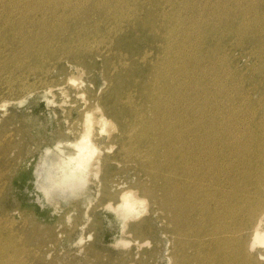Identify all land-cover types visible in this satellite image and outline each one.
I'll return each instance as SVG.
<instances>
[{"label":"rangeland","instance_id":"374dc122","mask_svg":"<svg viewBox=\"0 0 264 264\" xmlns=\"http://www.w3.org/2000/svg\"><path fill=\"white\" fill-rule=\"evenodd\" d=\"M25 1L0 0V9L4 10L0 11V23H3L0 24V256L7 257L0 258V264H230L231 259L235 260V264H264L263 257L260 261L252 258L250 262L241 254L242 258L239 254L232 258L234 253L230 254L231 245L234 247L240 237L246 244L251 237L255 223L248 215L251 207L258 205L256 220L260 218L264 228V0H252L255 3L251 0ZM12 5L13 9L9 10ZM116 11L120 20L115 17ZM49 26H52L51 29ZM175 28H178L177 31ZM42 29L45 35L46 29H53L57 35L54 39L46 37L38 41L36 34ZM218 34L221 36L218 37ZM34 48L39 50L38 53ZM77 67L81 69L80 72ZM163 70H167L166 73ZM169 72H172L171 75ZM71 78L76 80L75 83L71 82ZM175 92H178L177 95ZM80 94L83 98L78 97ZM166 105L169 106L166 108ZM157 107H162L159 112L156 111ZM93 112L105 114L113 123L112 128L108 122L102 135L101 129H97L100 136L97 141L94 139L98 146L95 158L103 156L106 159V177L102 170L97 176L88 172L84 182L66 181L64 174L68 167L64 165V160L71 150L74 151L71 142L76 141L86 113ZM138 114L144 117L148 125L146 141H155L151 144L157 145L156 148L142 142L143 131L137 133V138H141V143L137 145H131L129 132L125 133L123 138L129 141L123 143L125 148L121 147L122 136L115 129H129L136 123L134 117ZM166 114V120L175 123V133L188 138H183L176 145L180 153L186 152L182 159L168 150L169 143L163 139L166 134L150 133L159 117L162 120ZM111 129H114L112 133L109 132ZM166 137L170 139L169 134ZM138 148L146 153L151 151L149 154L154 155V164L148 165L150 171L142 168L141 161L134 160ZM165 158H170V162ZM173 165H176L179 175L176 184L168 181L166 175ZM156 169L161 172L157 179L149 174ZM185 169H190V173L182 181L181 173ZM176 185L183 189L180 194L182 198L174 193ZM122 191H131L144 201L143 217L129 221V226L125 225L123 210L117 207ZM216 233L221 239L216 237ZM214 237L217 243L213 241ZM15 239L17 242H14ZM222 243L226 244L222 249L224 252L219 251ZM5 247L10 249L12 256ZM263 251L264 247L257 246L249 254L258 255Z\"/></svg>","mask_w":264,"mask_h":264},{"label":"bare ground","instance_id":"6f19581e","mask_svg":"<svg viewBox=\"0 0 264 264\" xmlns=\"http://www.w3.org/2000/svg\"><path fill=\"white\" fill-rule=\"evenodd\" d=\"M10 1V0H9ZM18 2H19V0H17ZM27 1V3H28V0H26ZM25 1V2H26ZM42 1H44V0H42ZM52 1V0H51ZM56 1V0H55ZM77 2H79L78 0H76ZM82 1V0H81ZM84 1V0H83ZM82 1V2H83ZM89 1V0H88ZM106 1H108V0H106ZM111 1V0H110ZM122 1V0H121ZM133 1H136V0H133ZM138 1V0H137ZM168 1V0H167ZM166 1V2H167ZM170 1V0H169ZM173 1V0H172ZM177 1V0H176ZM188 1V0H187ZM208 1V0H207ZM15 2V1H14ZM21 2H22V0H21ZM68 2H70L69 0H68ZM109 2V1H108ZM113 2V1H112ZM114 2H115V0H114ZM144 2V1H143ZM171 2V1H170ZM180 2V1H179ZM239 2H240V0H239ZM238 2V3H239ZM242 2V1H241ZM248 2V1H247ZM251 2H252V0H251ZM251 2H250V4H251ZM258 2V1H257ZM256 2V3H257ZM262 2V1H261ZM2 3V2H1ZM7 3V2H6ZM10 3V2H9ZM8 3V4H9ZM23 3H24V1H23ZM31 3H32V1H31ZM62 3V2H61ZM86 3H88V2H86ZM102 3V2H101ZM110 3V2H109ZM108 3V4H109ZM117 4L119 3V2H116ZM115 3V4H116ZM126 3V2H125ZM164 3V2H163ZM206 3V2H205ZM252 3H255V2H252ZM18 4V3H17ZM21 4V3H20ZM26 4V3H25ZM24 4V5H25ZM40 4V3H39ZM38 4V5H39ZM63 4V3H62ZM130 4V3H129ZM146 4V3H145ZM157 4V3H156ZM166 4V3H165ZM170 4V3H169ZM183 4V3H182ZM262 4H264V3H262ZM262 4H259V6H262ZM14 5V4H13ZM13 5H12V8H9V10L10 9H13ZM23 5V4H22ZM23 5V6H24ZM37 5V4H36ZM40 5H42V4H40ZM50 5H52V4H50ZM77 5V4H76ZM112 5V4H111ZM114 5V4H113ZM123 5V4H122ZM122 5H121V7H122ZM160 5H161V3H160ZM160 5H158V6H160ZM181 5V4H180ZM179 5V6H180ZM188 5V4H187ZM206 5H208V4H206ZM205 5V6H206ZM241 5V4H240ZM240 5H239V7H240ZM256 5V4H255ZM3 6H5V5H3ZM15 6V5H14ZM63 6V5H62ZM85 6V5H84ZM97 6V5H96ZM96 6H94V9H97V8H95ZM102 6V5H101ZM100 6V7H101ZM127 6H129V5H127ZM135 6V5H134ZM153 6V5H152ZM166 6V5H165ZM191 6V5H190ZM204 6V7H205ZM245 6V5H244ZM251 6V5H250ZM258 6V5H257ZM29 7V6H28ZM31 7V6H30ZM45 7V6H44ZM73 7V6H72ZM77 7V6H76ZM87 7V6H86ZM161 7V6H160ZM177 7V6H176ZM175 7V8H176ZM5 8V7H4ZM8 8V7H7ZM16 8V7H15ZM18 8H20V7H18ZM25 8H27V7H25ZM34 8V7H33ZM112 8V7H111ZM132 8V7H131ZM134 8V7H133ZM132 8V9H133ZM157 8V7H156ZM165 8V7H164ZM236 8V7H235ZM235 8H234V10H235ZM245 8V7H244ZM32 9V8H31ZM37 9V8H36ZM84 9V8H83ZM120 9V8H119ZM124 9V8H123ZM138 9V8H137ZM143 9V8H142ZM166 9V8H165ZM181 9V8H180ZM201 9L203 10V8L201 7ZM206 9V8H205ZM253 9H254V7H253ZM2 9H0V11H1ZM16 10V9H15ZM18 10V9H17ZM16 10V11H17ZM20 10H22V8L20 9ZM44 10V9H43ZM48 10V9H47ZM76 10V9H75ZM111 10V9H110ZM121 10H122V8H121ZM131 10V9H130ZM164 10V9H163ZM186 10V9H185ZM199 10V9H198ZM240 10V9H239ZM249 10V9H248ZM2 11H4V10H2ZM5 11H7V9L5 10ZM15 11V12H16ZM23 12H24V9L22 10ZM34 11H36V10H34ZM42 11V10H41ZM46 11V10H45ZM51 11V10H50ZM54 11V10H53ZM79 11V10H78ZM80 11H82V9L80 10ZM136 11V10H135ZM142 11H144V10H142ZM141 11V12H142ZM175 11V10H174ZM177 11V10H176ZM182 11V10H181ZM196 11V10H195ZM251 11V10H250ZM11 12H12V10H11ZM26 12L27 13H29L27 10H26ZM48 12V11H47ZM62 12V11H61ZM64 12V11H63ZM74 12H76V11H74ZM90 12V11H89ZM91 12H94L93 10L91 11ZM111 12V11H110ZM113 12V11H112ZM123 12H124V10H123ZM151 12V11H150ZM236 12H237V10H236ZM239 12V11H238ZM240 12H241V10H240ZM243 12V11H242ZM12 13H14V12H12ZM38 13H40V11L38 12ZM77 13V12H76ZM128 13H130V12H128ZM127 13V14H128ZM137 13V12H136ZM159 13V12H158ZM157 13V14H158ZM162 13V12H161ZM172 13V12H171ZM182 13H184V11H182ZM185 13H187V12H185ZM202 14H204L205 12H201ZM231 13V12H230ZM233 13H235V12H233ZM17 14V13H16ZM20 14H21V12H20ZM36 14V13H35ZM54 14V13H53ZM56 14H58V13H56ZM61 14V13H60ZM95 14H96V12H95ZM115 14V17H116V19H118V20H120L119 19V16H118V14H119V12L118 11H116V13H114ZM113 14V15H114ZM123 14V13H122ZM156 14V13H155ZM165 14V13H164ZM173 14V13H172ZM177 14V13H176ZM181 14V13H180ZM189 14V13H188ZM187 14V15H188ZM235 14H237V13H235ZM234 14V15H235ZM2 15H4V13L2 14ZM10 15V14H9ZM19 15V14H18ZM25 15V14H24ZM44 15V14H43ZM43 15H41V16H43ZM50 14H48V16H49ZM82 15V14H81ZM80 15V16H81ZM85 15V14H84ZM86 15H89L88 13H86ZM160 15V14H159ZM162 15H163V13H162ZM166 15V14H165ZM221 15V14H220ZM232 16H233V14H231ZM252 15V14H251ZM254 15V14H253ZM252 15V16H253ZM6 16V15H5ZM13 16V15H12ZM11 16V17H12ZM16 16V15H15ZM40 16V17H41ZM54 16V15H53ZM53 16H51V17H53ZM59 16V15H58ZM61 16V15H60ZM109 16V15H108ZM125 16V15H124ZM141 16V15H140ZM175 16V15H174ZM4 17V16H3ZM8 17V16H7ZM22 17H24V16H22ZM27 17V16H26ZM39 17V18H40ZM45 17H46V15H45ZM55 17V16H54ZM78 17V16H77ZM103 17V16H102ZM110 17V16H109ZM114 17V16H113ZM135 17V16H134ZM138 17V16H137ZM159 17V16H158ZM157 17V18H158ZM161 17V16H160ZM167 17V16H166ZM200 17H201V14H200ZM221 17V16H220ZM227 17V16H226ZM225 17V18H226ZM250 17V16H249ZM9 18V17H8ZM15 18V17H14ZM33 18H35V17H33ZM39 18H37V19H39ZM56 18V17H55ZM121 18V17H120ZM127 18V17H126ZM125 18V19H126ZM162 18V17H161ZM183 18V17H182ZM181 18V19H182ZM246 18V17H245ZM18 19V18H17ZM29 19V18H28ZM30 19H32V18H30ZM49 19V18H48ZM103 19V18H102ZM141 19V18H140ZM165 19V18H164ZM176 19H178V18H176ZM224 19V18H223ZM234 19V18H233ZM2 20V19H1ZM0 20V21H1ZM7 20V19H6ZM5 20V21H6ZM10 20V19H9ZM52 20V19H51ZM50 20V21H51ZM68 20V19H67ZM97 20V19H96ZM108 20V19H107ZM123 20V19H122ZM173 20V19H172ZM236 20V19H235ZM4 20H3V22H5ZM11 21V20H10ZM9 21V22H10ZM18 21V20H17ZM128 21V20H127ZM132 21V20H131ZM167 21V20H166ZM175 21V20H174ZM227 21H228V19H227ZM34 22H35V20H34ZM36 22H37V20H36ZM40 22V21H39ZM52 22V21H51ZM60 22V21H59ZM72 22V21H71ZM98 22H100V20H98ZM97 22V23H98ZM165 22V21H164ZM164 22H162V24L164 23ZM176 22V21H175ZM183 22V21H182ZM203 22V21H202ZM220 22V21H219ZM29 23H31V22H29ZM54 23H55V21H54ZM66 23V22H65ZM96 23V22H95ZM121 23V22H120ZM130 23V22H129ZM134 23V22H133ZM174 23V22H173ZM192 23V22H191ZM194 23V22H193ZM198 23V22H197ZM200 23V22H199ZM232 23H233V21H232ZM235 23V22H234ZM240 23V22H239ZM238 23V24H239ZM242 23V22H241ZM247 23V22H246ZM245 23V24H246ZM253 23V22H252ZM0 24H2L3 25V23H0ZM7 24H8V22H7ZM6 24V25H7ZM45 24V23H44ZM74 24V23H73ZM114 24V23H113ZM123 24H125V23H123ZM122 24V25H123ZM176 24V23H175ZM174 24V25H175ZM178 25H180L179 23H177ZM194 24H196V21H195V23ZM206 24V23H205ZM230 24V23H229ZM12 25H13V23H12ZM21 25H23V24H21ZM66 25V24H65ZM109 25V24H108ZM116 25H118L117 23H116ZM115 25V26H116ZM167 25V24H166ZM198 25V24H197ZM196 25V26H197ZM200 26L202 25V23L201 24H199ZM219 25V24H218ZM217 25V26H218ZM227 25V24H226ZM233 25V24H232ZM232 25H230V26H232ZM8 26V25H7ZM30 26V25H29ZM28 26V27H29ZM112 26V25H111ZM177 26V25H176ZM182 26H183V24H182ZM193 25H191V27H192ZM207 26V25H206ZM221 26V25H220ZM253 26V25H252ZM28 27H27V29H28ZM46 27V26H45ZM51 27L52 26H49V28L51 29ZM56 27V26H55ZM67 27V26H66ZM107 27V26H106ZM128 27V26H127ZM159 27V26H158ZM169 27H170V25H169ZM185 27V26H184ZM190 27V28H191ZM211 27H213V26H211ZM3 28H5V27H3ZM10 28V27H9ZM63 28V27H62ZM61 28V29H62ZM78 28V27H77ZM112 28H114V26L112 27ZM118 28V27H117ZM194 28V27H193ZM196 28V27H195ZM201 28V27H200ZM199 28V29H200ZM239 28V27H238ZM237 28V29H238ZM241 28H243V27H241ZM246 28V27H245ZM250 28V27H249ZM248 28V29H249ZM1 29V28H0ZM7 29V28H6ZM20 29V28H19ZM43 29H45V28H43ZM43 29H42V32L41 31H39L37 34H36V39L38 40V41H41V39H47V38H52V39H54L56 36L55 35H57V32L56 31H54L53 29V31L52 30H49V29H46L45 31L47 32V35H45L44 34V32H43ZM110 29V28H109ZM157 29V28H156ZM159 29H160V27H159ZM176 29V28H175ZM178 29V28H177ZM177 29H176V31H177ZM236 29V30H237ZM23 30V29H22ZM29 30V29H28ZM57 30V29H56ZM66 30V29H65ZM65 30H63L64 32H65ZM108 30V29H107ZM117 30V29H116ZM169 30H170V28H169ZM218 30V29H217ZM227 30V29H226ZM259 30V29H258ZM257 30V31H258ZM6 31V30H5ZM30 31V30H29ZM38 31V30H37ZM110 31V33H111V30H109ZM114 32H115V29L113 30ZM160 31V30H159ZM158 31V32H159ZM165 31H166V29H165ZM174 31V30H173ZM176 31H174V32H176ZM184 31V30H183ZM212 31V30H211ZM225 31V30H224ZM23 32V31H22ZM36 32V31H35ZM105 32V31H104ZM120 32H121V30H120ZM234 32V31H233ZM242 32V31H241ZM248 32V31H247ZM247 32H245V34L247 33ZM254 32V31H253ZM19 33V32H18ZM17 33V34H18ZM24 33V32H23ZM22 33V34H23ZM26 33V32H25ZM139 33V32H138ZM168 33V32H167ZM189 33V32H188ZM206 33V32H205ZM219 33V32H218ZM236 33V32H235ZM259 32H257V33H255V34H258ZM6 34H7V32H6ZM98 34H100V32L98 33ZM165 34V33H164ZM163 34V35H164ZM182 34V33H181ZM186 34V33H185ZM190 34V33H189ZM194 34V33H193ZM241 34V33H240ZM5 35V32L3 33V36ZM19 35V34H18ZM17 35V36H18ZM31 35V34H30ZM72 35V34H71ZM111 35H112V33H111ZM171 35V34H170ZM169 35V36H170ZM174 35V34H173ZM209 35V34H208ZM254 35V34H253ZM3 36H2V39H3ZM16 36V35H15ZM14 36V37H15ZM26 36V35H25ZM33 36V35H32ZM48 36H50V37H48ZM54 36V37H53ZM67 36V35H66ZM73 36V35H72ZM109 36H110V34H109ZM169 36H167V37H169ZM172 36V35H171ZM182 36V35H181ZM186 36V35H185ZM193 36V35H192ZM220 36H221V34H220ZM219 36V34H218V37H220ZM236 36H237V34H236ZM251 36V35H250ZM264 36V35H263ZM1 37V36H0ZM5 37V36H4ZM21 37V36H20ZM47 37V38H46ZM86 37V36H85ZM94 37V36H93ZM177 37H180V35H178ZM177 37L175 38V39H177ZM217 37V38H218ZM248 37V36H247ZM23 38V37H22ZM21 38V39H22ZM34 38V37H33ZM79 38V37H78ZM104 38V37H103ZM20 39V40H21ZM30 39V38H29ZM74 39V38H73ZM83 39V38H82ZM93 39V38H92ZM100 39H102V38H100ZM174 38H173V40H175ZM180 39H181V37H180ZM182 39H183V37H182ZM191 39V38H190ZM220 39V38H219ZM245 39V38H244ZM251 39V38H250ZM262 39V38H261ZM31 40V39H30ZM57 40V39H56ZM60 40V39H59ZM75 40V39H74ZM81 40V39H80ZM84 40H87V39H84ZM91 40V39H90ZM97 40V39H96ZM110 40H111V38H110ZM172 40V39H171ZM1 41V40H0ZM23 41V40H22ZM29 41V40H28ZM33 41V40H32ZM32 41H30V42H32ZM88 41V40H87ZM103 42H104V39L102 40ZM101 41V42H102ZM168 41V40H167ZM221 41V40H220ZM245 41V40H244ZM251 41V40H250ZM257 41V40H256ZM264 41V40H263ZM10 42V41H9ZM11 42H12V40H11ZM54 42V41H53ZM80 42V41H79ZM78 42V43H79ZM113 42H114V40H113ZM170 42V41H169ZM175 42V41H174ZM189 42V41H188ZM188 42H186V43H188ZM202 42V41H201ZM5 43V42H4ZM47 43V42H46ZM66 43V42H65ZM73 43V42H72ZM89 43V42H88ZM158 43V42H157ZM178 43V42H177ZM184 43V42H183ZM182 43V44H183ZM198 43H199V41H198ZM260 43V42H259ZM22 44V43H21ZM42 44V43H41ZM62 44V43H61ZM75 44L76 45H79V44H77L76 42H75ZM204 44V43H203ZM255 44V43H254ZM17 45V44H16ZM15 45V46H16ZM64 45V44H63ZM85 45V44H84ZM93 45V44H92ZM98 45H100V44H98ZM106 45V44H105ZM110 45V44H109ZM154 45V44H153ZM170 45H172L171 43H170ZM170 45H168V47H170ZM188 45V44H187ZM186 45V46H187ZM198 45V44H197ZM200 45V44H199ZM246 45V44H245ZM259 45V44H258ZM24 46V45H23ZM47 46V45H46ZM56 46V45H55ZM87 46V45H86ZM103 46V45H102ZM242 46H243V44H242ZM249 46V45H248ZM22 47V46H21ZM27 47H29L28 45H27ZM59 47H61V46H59ZM77 47H79V46H77ZM82 47V46H81ZM92 47V46H91ZM95 47V46H94ZM93 47V48H94ZM97 47H99V46H97ZM167 47V46H166ZM168 47H167V49H168ZM178 47V46H177ZM185 47V46H184ZM203 47V46H202ZM255 47V46H254ZM253 47V48H254ZM20 48V47H19ZM37 48V47H36ZM64 48V47H63ZM85 48H87V47H85ZM84 48V49H85ZM100 48V47H99ZM98 48V49H99ZM173 48V47H172ZM171 48V50L173 51V49ZM4 49V48H3ZM21 49V48H20ZM35 49V48H34ZM54 49H55V47H54ZM81 49V48H80ZM90 49V48H89ZM106 49V48H105ZM166 49V48H165ZM165 49H163L164 51H165ZM1 50V49H0ZM36 50V49H35ZM38 50V49H37ZM36 50V51H37ZM46 50V49H45ZM50 50V49H49ZM68 50V49H67ZM70 50V49H69ZM72 50V49H71ZM70 50V51H71ZM75 50V49H74ZM94 50V49H93ZM111 50V49H110ZM109 50V51H110ZM117 50V49H116ZM171 50H169V51H171ZM185 50V49H184ZM206 50V49H205ZM250 50H251V48H250ZM22 51V50H21ZM39 51V50H38ZM38 51H37V53H38ZM41 51H42V49H41ZM64 51V50H63ZM69 51V52H70ZM86 51V50H85ZM97 51V50H96ZM121 51V50H120ZM187 51V50H186ZM25 52V51H24ZM62 52V51H61ZM64 52H66V51H64ZM114 52V51H113ZM184 52V51H183ZM213 52V51H212ZM217 52V51H216ZM248 52V51H247ZM255 52H257V51H255ZM123 53V52H122ZM121 52H120V54H122ZM168 53H170V52H168ZM187 53H188V51H187ZM219 53V52H218ZM252 53V52H251ZM262 53V52H261ZM25 54V53H24ZM23 54V55H24ZM100 54H101V52H100ZM99 54V55H100ZM165 55H166V53H164ZM181 54V53H180ZM189 54V53H188ZM207 54H209V53H207ZM207 54H205V55H207ZM263 54V53H262ZM34 55V54H33ZM32 55V56H33ZM67 55V54H66ZM69 55V54H68ZM164 55V56H165ZM185 55H186V53H185ZM26 56V55H25ZM31 56V57H32ZM61 56V55H60ZM65 56V55H64ZM169 56V55H168ZM211 56V55H210ZM28 57H29V55H28ZM40 57H42V56H40ZM44 57V56H43ZM50 57V56H49ZM100 57V56H99ZM121 57H123V55L121 56ZM157 57V56H156ZM160 57V56H159ZM167 57V56H166ZM166 57H164L165 59H166ZM170 57V56H169ZM172 57V56H171ZM180 57V56H179ZM218 57V56H217ZM216 57V58H217ZM260 57V56H259ZM119 58V57H118ZM22 59V58H21ZM31 59V58H30ZM43 59V58H42ZM79 59V58H78ZM77 59V60H78ZM82 59V58H81ZM178 59V58H177ZM176 59V60H177ZM202 59V58H201ZM205 59V58H204ZM203 59V60H204ZM207 59V58H206ZM209 59V58H208ZM27 60V59H26ZM125 60V59H124ZM158 60V59H157ZM156 60V61H157ZM173 60V59H172ZM175 60V59H174ZM199 60V59H198ZM214 61H215V58L213 59ZM1 61V60H0ZM19 61V60H18ZM41 61V60H40ZM39 61V62H40ZM113 61V60H112ZM121 61V60H120ZM119 61V62H120ZM155 61V62H156ZM162 61V60H161ZM165 61V60H164ZM200 61V60H199ZM198 61V62H199ZM221 61V60H220ZM19 62H21V61H19ZM24 62V61H23ZM163 62V61H162ZM165 62H167V60L165 61ZM169 62V61H168ZM171 62V61H170ZM177 62V61H176ZM181 62V61H180ZM179 62V63H180ZM204 62V61H203ZM261 62V61H260ZM18 63V62H17ZM16 63V64H17ZM124 63V62H123ZM127 63V62H126ZM146 63V62H145ZM160 62H158V65H160L159 64ZM172 63V62H171ZM178 63V62H177ZM216 63V62H215ZM77 64V63H76ZM119 64V63H118ZM157 64V63H156ZM221 64V63H220ZM219 64V65H220ZM257 64V63H256ZM1 65V64H0ZM15 65V64H14ZM42 65V64H41ZM122 65V64H121ZM124 65V64H123ZM127 65V64H126ZM163 65H165V64H163ZM32 66V65H31ZM72 66H74V65H72ZM117 66V65H116ZM129 66V65H128ZM161 66V65H160ZM166 66V65H165ZM168 66V65H167ZM171 66V65H170ZM207 66V65H206ZM216 66V65H215ZM40 67H42V66H40ZM70 67H71V65H70ZM174 67V66H173ZM176 67V66H175ZM158 68H160V67H158ZM166 68V67H165ZM212 68V67H211ZM258 68V67H257ZM42 69V68H41ZM45 69V68H44ZM118 69H119V66H118ZM157 69V68H156ZM181 69H183V68H181ZM205 69V68H204ZM208 69V68H207ZM259 69H261V68H259ZM71 70V69H70ZM80 68H78L77 67V71H79L80 72ZM158 70V69H157ZM169 70V69H168ZM176 70H177V68H176ZM209 70V69H208ZM75 71V70H74ZM164 71V70H163ZM165 71H167V70H165ZM164 71V72H165ZM179 71V70H178ZM262 71V70H261ZM260 71V72H261ZM158 72V71H157ZM156 72V73H157ZM162 72V71H161ZM160 72V73H161ZM173 72V71H172ZM171 72V73H172ZM186 72V71H185ZM208 72H210V71H208ZM263 72V71H262ZM43 73V72H42ZM166 73V72H165ZM171 73L169 72V74L171 75ZM174 73V72H173ZM212 73V72H211ZM233 73V72H232ZM111 74V73H110ZM109 74V75H110ZM164 74V73H163ZM175 74V73H174ZM178 74V73H177ZM201 75L203 74V73H200ZM165 75V74H164ZM221 75V74H220ZM264 75V74H263ZM161 76V75H160ZM167 76V75H166ZM172 76H174V75H172ZM178 76V75H177ZM187 76V75H186ZM194 76V75H193ZM203 76V75H202ZM201 76V77H202ZM215 76V75H214ZM218 76V75H217ZM151 77V76H150ZM155 77H157V75L155 76ZM165 77V76H164ZM192 77V76H191ZM158 78V77H157ZM162 78H163V76H162ZM180 78V77H179ZM178 78V79H179ZM199 78V77H198ZM218 78V77H217ZM154 79V78H153ZM165 79V78H164ZM169 79H171V78H169ZM175 79H176V77H175ZM181 79H184V78H181ZM180 79V80H181ZM212 79V78H211ZM161 80V79H160ZM185 80V79H184ZM75 81L76 80H74V79H72L71 78V82H73V83H75ZM113 81V80H112ZM111 81V82H112ZM155 81V80H154ZM264 81V80H263ZM110 82V83H111ZM137 82V81H136ZM153 82V81H152ZM158 82H160V81H158ZM158 82H156V83H158ZM180 82V81H179ZM20 83V82H19ZM154 83V82H153ZM152 83V84H153ZM167 83V82H166ZM161 84V83H160ZM165 84V83H164ZM13 85V84H12ZM159 85V84H158ZM162 85V84H161ZM210 85V84H209ZM8 86H10L9 84H8ZM20 86V85H19ZM152 86V85H151ZM160 86V85H159ZM164 86V85H163ZM169 86V85H168ZM201 86H202V84H201ZM12 88V87H11ZM10 88V89H11ZM20 88V87H19ZM134 88V87H133ZM137 88V87H136ZM153 88H154V85H153ZM157 88V87H156ZM163 88V87H162ZM161 88V89H162ZM169 88V87H168ZM135 89V88H134ZM158 89V88H157ZM167 89V88H166ZM175 89V88H174ZM9 90V89H8ZM7 90V91H8ZM125 90V89H124ZM146 91V90H145ZM148 91V90H147ZM153 91V90H152ZM159 91V90H158ZM167 91V90H166ZM169 91V90H168ZM176 91V90H175ZM198 91V90H197ZM131 92V91H130ZM130 92H129V94H130ZM162 92H164L163 90H162ZM152 93H154V92H152ZM151 93V94H152ZM168 93V92H167ZM176 93V92H175ZM174 93V94H175ZM178 93V92H177ZM177 93L175 94V95H177ZM179 93H182V92H179ZM149 94H150V92H149ZM161 94V93H160ZM172 94H173V92H172ZM131 95H132V93H131ZM156 95V94H155ZM159 95V94H158ZM164 95V94H163ZM169 95H170V93H169ZM174 95V96H175ZM179 95V94H178ZM144 96V95H143ZM78 97L79 98H83V96H82V94H80V95H78ZM152 97H154V96H152ZM162 97V96H161ZM170 97V96H169ZM179 97H180V95H179ZM182 97V96H181ZM200 97V96H199ZM131 98V97H130ZM140 98V97H139ZM138 98V99H139ZM151 98V97H150ZM163 98V97H162ZM264 98V97H263ZM127 99V98H126ZM135 99V98H134ZM165 99H167V98H165ZM174 99V98H173ZM177 99V98H176ZM132 100V99H131ZM144 100V99H143ZM153 100V99H152ZM157 100H159V99H157ZM139 101H141V100H139ZM160 101V100H159ZM167 101V100H166ZM85 103H86V101H84ZM163 102V101H162ZM161 102V103H162ZM151 103V102H150ZM158 103H160V102H158ZM173 102H171L170 104H172ZM87 104V103H86ZM142 104H144V103H142ZM141 104V105H142ZM156 104V103H155ZM155 104H153V105H155ZM167 104H168V102H167ZM180 104V103H179ZM131 105H132V103H131ZM162 105V104H161ZM165 105V104H164ZM4 107L6 106V105H3ZM169 105H166V108L168 107ZM179 106V105H178ZM156 107V106H155ZM175 107V106H174ZM181 107V106H180ZM154 108V107H153ZM158 109L156 110L157 112H159L160 110H159V108H162V107H157ZM165 108V107H164ZM172 108V107H171ZM155 109V108H154ZM97 111H99L98 109H96ZM146 110V109H145ZM162 110V109H161ZM170 110V109H169ZM168 110V111H169ZM171 110H173V109H171ZM151 111V113H152V110H150ZM155 111V110H154ZM164 111H165V109H164ZM177 111V110H176ZM139 112V111H138ZM163 112V111H162ZM141 114H143V112H141ZM162 114V113H161ZM167 114H168V112H167ZM167 114H166V116H164V118L161 120V117H159L160 118V120L158 121V122H156L154 125L153 124H151L150 126L152 127V125L154 126V129L153 130H150V133H152L153 131H155V134L157 133V134H159V135H164V134H166V136L169 134L170 135V139H168L166 136L165 137H163V139H166L167 140V143H169L168 145L169 146H167V147H169V149L168 150H170V153L171 154H173V156H177L178 158H184V156H185V153H184V151H182V153H180L179 151H181L180 149H178L177 147H176V145H177V143H181L182 141H183V138H185L186 140L188 139L187 138V136L186 135H183V134H177V132L175 133V127H174V124H173V122H169V121H167L166 120V117H167ZM172 114H174V113H172ZM178 114V113H177ZM146 115V114H145ZM155 116V115H154ZM158 116V115H157ZM170 116V115H169ZM173 116V115H172ZM129 117V116H128ZM128 117H126V118H128ZM180 117V116H179ZM135 118V120H136V123L134 122V125L132 126L131 125V127L129 128V129H127V130H124L126 127H122V128H118V129H115V130H117V131H119L120 133V136H122V140H121V147H123V148H125V146H124V144L123 143H126V142H128L129 140H130V143H132L131 145H137L139 142H140V140H141V138H140V140L137 138V133H139L140 134V132H142L143 131V133L142 134H144V140H142V142H147V143H149L150 145H151V148H153V147H155V146H153V144H151V143H154L153 142V140H152V142L151 141H149V140H147L146 141V139H148L147 137H145V136H147V134H149V133H147V132H145L148 128H147V126L148 125H146L145 124V121H144V117L142 116V115H140V114H138L137 116H135L134 117ZM156 118V117H155ZM183 118H187V117H183ZM170 119H171V116H170ZM180 119H181V117H180ZM179 119V120H180ZM147 120V119H146ZM173 120V119H172ZM171 120V121H172ZM176 121H177V119H176ZM183 121V120H182ZM185 121H186V119H185ZM185 121H183V122H185ZM108 122H110V127H112L113 128V126H111V125H113V123L110 121V120H108L106 117H105V114H100V113H98V114H95L94 112L93 113H86V115H85V117H84V120H83V123H82V127H80V128H82L81 129V131H78L77 132V134H78V136H77V139H75L76 141L75 142H71V146H73V148H74V151L73 150H71V152L69 153V150H68V155L66 156V158H65V164L64 165H66L67 167H68V170H66L65 171V174H64V179L66 180V181H78V182H84L85 181V179H86V176L87 175H89L90 174V172H92L93 173V175L94 176H97L98 174H100L101 172H102V170H104L105 171V173H104V176L106 177V169H107V166H106V159L102 156H100V157H98V158H95V155H96V153L98 152L97 151V149H98V146L96 145V143H95V141H94V139L97 141L98 139H99V136L100 135H102V133H103V131H104V128L109 124ZM147 122V121H146ZM179 122V121H178ZM190 122V121H189ZM150 123H151V121H150ZM189 124V123H188ZM115 126V125H114ZM130 126V125H129ZM155 126L157 127V129L155 128ZM183 126V125H182ZM181 126V127H182ZM185 126H187V125H185ZM185 126H183V127H185ZM151 127H149V128H151ZM180 127V126H179ZM101 129V134L99 135V133H98V131H97V129ZM187 128V127H186ZM187 129H189V128H187ZM191 129V128H190ZM114 131V129H111V130H109V132L110 133H112ZM188 131V130H187ZM127 132H129V140H127L126 139V141L124 140V136H125V133L127 134ZM194 132V131H193ZM72 133V132H71ZM174 133H175V135H174ZM181 133V132H180ZM76 134V135H77ZM132 134H134V136H131ZM185 134V133H184ZM188 134V133H187ZM6 135V134H5ZM202 135V134H201ZM209 135V134H208ZM75 136V135H74ZM8 136H6V138H7ZM162 137V136H161ZM202 137V136H201ZM205 137V136H204ZM10 139V138H9ZM158 139H160V137L158 138ZM162 139V140H163ZM213 139V138H212ZM3 140V139H2ZM151 140V139H150ZM165 140V141H166ZM193 140V139H192ZM200 139H198V141H199ZM203 140V139H202ZM159 141H161V139L159 140ZM164 141V142H165ZM189 141V140H188ZM210 141V140H209ZM3 142H5V141H3ZM196 142V141H195ZM206 142V141H205ZM212 142V141H211ZM210 142V143H211ZM70 143V142H69ZM141 143V142H140ZM166 143V144H167ZM183 143H185V142H183ZM230 143V142H229ZM158 144V143H157ZM192 144V143H191ZM202 144H204V143H202ZM206 144H207V142H206ZM209 144V143H208ZM216 144V143H215ZM231 144V143H230ZM67 145V144H66ZM155 145V144H154ZM160 144H158V146H159ZM163 145V147H164V143L162 144ZM179 145V144H178ZM183 145V144H182ZM187 145V144H186ZM198 145V144H197ZM200 145V144H199ZM211 145H213V143L211 144ZM59 146H61V144L59 145ZM63 146V145H62ZM129 146V145H128ZM139 146V145H138ZM188 146V145H187ZM190 146V145H189ZM196 146V145H195ZM156 147H157V145H156ZM155 147V148H156ZM163 147H161V148H163ZM180 147V146H179ZM209 147V146H208ZM216 147H217V145H216ZM65 148V147H64ZM130 148V147H129ZM128 148V149H129ZM133 148V147H132ZM137 148V147H136ZM136 148H134V149H136ZM159 148V147H158ZM157 148V149H158ZM165 148V147H164ZM186 148V147H185ZM205 148H206V146H205ZM210 148V147H209ZM208 148V149H209ZM187 149V148H186ZM195 149H197V148H195ZM63 150V149H62ZM147 150H149L148 148H147ZM154 151H155V149H153ZM164 150V149H163ZM183 150H184V148H183ZM189 150V149H188ZM126 151V150H125ZM133 151V150H132ZM136 151V150H135ZM134 151V152H135ZM187 151V150H186ZM192 151V150H191ZM130 152V151H129ZM149 152V151H148ZM151 152V151H150ZM149 152V153H150ZM156 152V151H155ZM194 152V151H193ZM210 152V151H209ZM229 152V151H228ZM232 152V151H231ZM230 152V153H231ZM149 153H146L144 150H141L140 148H138V150H137V153L135 154V156H137V158L135 157V159L134 160H139V161H141V166H142V168H144V169H146V170H149L150 171V169L148 168V165L151 163V165L152 164H154L153 163V156L154 155H152V154H149ZM152 153V152H151ZM162 153H163V151H162ZM200 153V152H199ZM218 153V152H217ZM164 154V153H163ZM220 154V153H219ZM232 154V153H231ZM124 155V154H123ZM128 156H129V154H127ZM160 155V154H159ZM169 155V154H168ZM200 155V154H199ZM198 155V156H199ZM211 155V154H210ZM209 155V157L211 158V156ZM213 155V154H212ZM226 155V154H225ZM126 156V155H125ZM214 156V155H213ZM220 156V155H219ZM160 157V156H159ZM158 157V158H159ZM166 157H168V156H166ZM217 157V156H216ZM124 158V157H123ZM191 158V157H190ZM198 158V157H197ZM205 158V157H204ZM203 158V160H205ZM120 159H121V157H120ZM127 159V158H126ZM128 159H130V158H128ZM156 159V158H155ZM160 159H162L161 157H160ZM166 160L168 159V158H165ZM177 160H180V159H177ZM216 160V159H215ZM127 161V160H126ZM162 161H164V158H163V160ZM161 161V162H162ZM167 161H169L170 162V158H169V160H167ZM173 161V160H172ZM207 161V160H206ZM119 162V161H118ZM154 162H156V160L154 161ZM161 162H160V164H161ZM178 162V161H177ZM208 162H210V161H208ZM218 162H220V161H218ZM175 163H176V161H175ZM201 163V162H200ZM212 163V162H211ZM217 163V162H216ZM104 164V165H103ZM134 164H136V163H134ZM163 164V163H162ZM166 164V163H165ZM169 164V163H168ZM177 164V163H176ZM191 164H192V162H191ZM205 164V163H204ZM209 164V163H208ZM137 165V164H136ZM170 165V164H169ZM180 165H182V163L180 164ZM184 165V164H183ZM200 165V164H199ZM103 166H105V168H103ZM159 166H161V165H159ZM164 166V165H163ZM176 165H173L172 166V168H171V170L169 171L168 169V172L166 173V175L168 176V178H169V180L168 181H171V183H175V180H177V178H178V173H176V172H178L177 170L178 169H176V167H175ZM193 166H195V165H193ZM192 166V167H193ZM204 166V165H203ZM152 167V166H151ZM179 167H181V166H179ZM205 167V166H204ZM217 167V166H216ZM232 167V166H231ZM89 168L90 169H92L91 171H89ZM168 168H170V167H168ZM196 168V167H195ZM207 168V167H206ZM182 169H184V168H182ZM190 169H191V167H190ZM190 169H185V170H183V172L181 173V174H183V175H181V180L183 181V178L185 179L186 178V176H188V174L190 173ZM200 169V168H199ZM153 170V169H152ZM192 170H194V169H192ZM199 171V170H198ZM88 172H89V174H88ZM213 172V171H212ZM142 173V172H141ZM153 173V174H152ZM161 173V172H160ZM160 173H159V171H157V169L154 171V172H149V174H151L155 179H157V178H160L159 176H160ZM194 173V172H193ZM230 173H232V172H230ZM162 174H163V172H162ZM208 174V173H207ZM206 174V175H207ZM91 175V174H90ZM194 175V174H193ZM217 175V174H216ZM172 178H171V177ZM212 177H213V175H212ZM211 177V178H212ZM229 177V176H228ZM166 178V177H165ZM195 178H196V176H195ZM206 178H208L207 176H206ZM257 178V177H256ZM105 179L106 178H104L103 179V181H105ZM200 179V178H199ZM203 179V178H202ZM210 179V178H209ZM179 180V179H178ZM187 180V179H186ZM218 179L216 178V180L215 181H217ZM223 180V179H222ZM222 180H221V182H222ZM181 181V182H182ZM206 181V180H205ZM215 181H214V183H215ZM259 181V180H258ZM187 182H189V180L187 181ZM194 182V181H193ZM202 182H203V180H202ZM201 182V183H202ZM208 182V181H207ZM224 182V181H223ZM231 182V181H230ZM183 183V182H182ZM229 183V182H228ZM170 184V183H169ZM176 184V183H175ZM186 184V183H185ZM184 184V185H185ZM199 184V183H198ZM167 185V184H166ZM189 185V184H188ZM215 185V184H214ZM214 185H213V187H214ZM218 185V184H217ZM231 185V184H230ZM172 186V185H171ZM226 186V185H225ZM169 187V186H168ZM223 187V186H222ZM166 188V187H165ZM171 188V187H170ZM188 188H189V186H188ZM188 188H187V190H188ZM206 188H207V186H206ZM205 188V189H206ZM215 188V187H214ZM219 188V187H218ZM160 189H161V187H160ZM159 189V190H160ZM164 189V188H163ZM182 189V188H181ZM181 189L179 188V186H175L174 187V193H175V195L179 198V196H180V194H181ZM211 189V188H210ZM183 190V189H182ZM192 190V189H191ZM196 190H197V188H196ZM223 190V189H222ZM205 191V190H204ZM167 192H169V191H167ZM170 192H171V190H170ZM185 192V191H184ZM198 192V191H197ZM210 192H211V190H210ZM173 193V194H174ZM190 193H191V191H190ZM212 193V192H211ZM185 194V193H184ZM184 194H183V196H184ZM188 194H189V192H188ZM199 194L201 195V193L199 192ZM227 194V193H226ZM168 195V194H167ZM207 195V194H206ZM257 195V194H256ZM193 196V195H192ZM196 196H198V195H196ZM209 196V195H208ZM210 196H211V194H210ZM227 196H229V195H227ZM173 197V196H172ZM181 197V196H180ZM186 197V196H185ZM202 197V196H201ZM212 197V196H211ZM235 196H233V198H234ZM249 197V196H248ZM163 198V197H162ZM182 198V197H181ZM189 198V197H188ZM194 198H196V197H194ZM209 198V197H208ZM236 198H238V197H236ZM245 198V197H244ZM250 198V197H249ZM120 202H118L119 204H118V206L117 207H119V208H121L122 210H123V213H124V219H125V225L127 226L128 225V223H129V221H136L137 219L139 220L141 217H143V212H144V207H143V204H144V201L143 200H141V198L137 195V194H135V193H133V192H131V191H122L121 193H120ZM118 199V200H119ZM214 199V198H213ZM263 199V198H262ZM175 200V199H174ZM194 200V199H193ZM211 200V199H210ZM215 200V199H214ZM214 200H212V201H214ZM230 200H231V198H230ZM230 200H228V202L230 201ZM256 200V199H255ZM261 200V199H260ZM260 200H259V202H260ZM264 200V199H263ZM183 201H186V200H183ZM245 201H247L246 199H245ZM189 202V201H188ZM219 202V201H218ZM239 202V201H238ZM186 203V202H185ZM198 203V202H197ZM200 203V202H199ZM204 203V202H203ZM206 203H207V201H206ZM220 203V202H219ZM224 203V202H223ZM233 203V202H232ZM256 203H257V201H256ZM263 203V202H262ZM181 204H183V203H181ZM190 204H192V203H190ZM202 204V203H201ZM246 204V203H245ZM264 204V203H263ZM262 204V205H263ZM117 205V204H116ZM188 206H189V204H187ZM198 205V204H197ZM196 205V206H197ZM203 205V204H202ZM206 205V204H205ZM211 206H213V204H210ZM227 205V204H226ZM185 206V205H184ZM207 206V205H206ZM242 206H243V204H242ZM251 206V205H250ZM258 205H256L255 207H251V209H250V211H249V216L251 217L250 219L251 220H255V223L253 224V230H252V234H251V237H250V239H249V241L247 242V244L245 243V241L243 240V238L242 237H240L239 239H238V243H236L235 241V246L233 247V245H231V247H232V250L230 251V254H231V252H233L234 253V255H232V258L234 257V256H237V254H241L242 256H244L245 258H247V260L248 261H250V260H253V259H255V260H259L260 261V259L262 260L263 258H264V251L262 252V253H260V254H258V255H256V254H249V252H250V250L251 249H254L255 247H257V246H262V247H264V228H263V222H262V220L260 219V218H258L257 217V220H256V214H257V211L258 210H256L258 207H257ZM200 207V206H199ZM214 207H215V204H214ZM246 207V206H245ZM204 208V207H203ZM202 208V209H203ZM206 208V207H205ZM118 209V208H117ZM117 209H115V210H117ZM120 209V210H121ZM185 209H187V207L185 208ZM191 209V208H190ZM260 209V208H259ZM119 210V209H118ZM117 210V211H118ZM205 210V209H204ZM220 210H221V208H220ZM231 210V209H230ZM261 210H262V207H261ZM201 211V210H200ZM223 211V210H222ZM221 211V212H222ZM241 211V210H240ZM192 212V211H191ZM204 212V211H203ZM219 212V211H218ZM248 212V211H247ZM118 213H119V211H118ZM176 213H178V210L176 211ZM200 213V212H199ZM199 213H198V215H199ZM245 213V212H244ZM120 214V213H119ZM242 214V213H241ZM247 214V213H246ZM201 215V214H200ZM206 215H208V214H206ZM223 215V214H222ZM247 215V216H248ZM210 216H212V215H210ZM217 216H218V214H217ZM225 216V215H224ZM254 216H255V218H254ZM199 217V216H198ZM201 217H202V215H201ZM244 217H245V215H244ZM217 218V217H216ZM187 219V218H186ZM194 219V218H193ZM197 219V218H196ZM211 219H212V217H211ZM220 219V218H219ZM185 220V219H184ZM223 220V219H222ZM246 220V219H245ZM186 221V220H185ZM213 221V220H212ZM190 222V221H189ZM196 222V221H195ZM198 223H199V219H198V221H197ZM201 222V221H200ZM216 222V221H215ZM220 222V221H219ZM244 222V221H243ZM243 222H242V224H243ZM249 222V221H248ZM247 222V223H248ZM188 223V222H187ZM208 223V222H207ZM213 223V222H212ZM224 223V222H223ZM250 223V222H249ZM11 224V223H10ZM204 224H205V221H204ZM204 224H202V225H204ZM218 224H220V223H218ZM12 225V224H11ZM15 224H13V226H14ZM21 225V224H20ZM135 225V224H134ZM148 225V224H147ZM186 225V224H185ZM188 225H190L189 223H188ZM192 225V224H191ZM239 225V224H238ZM245 225V224H244ZM248 225V224H247ZM10 226V225H9ZM129 226V225H128ZM196 225H194V227H195ZM217 226H220V225H217ZM15 227V226H14ZM21 227V226H20ZM193 227V228H194ZM197 227V226H196ZM209 227V226H208ZM221 227V226H220ZM239 227V226H238ZM242 227V226H241ZM248 227V226H247ZM8 228V227H7ZM185 228V227H184ZM200 228V227H199ZM212 228V227H211ZM210 228V229H211ZM218 229H220L219 227H217ZM224 228V227H223ZM17 229H19V228H17ZM16 229V230H17ZM145 229V228H144ZM147 229V228H146ZM189 229H190V227H189ZM194 229H196V228H194ZM203 229V228H202ZM214 229V228H213ZM213 229H211L212 231H213ZM225 229V228H224ZM6 230V229H5ZM12 230V229H11ZM187 230H188V228H187ZM191 230V229H190ZM189 230V232H191ZM201 230V229H200ZM215 230V229H214ZM221 230V229H220ZM8 231V230H7ZM6 231V232H7ZM15 231V230H14ZM19 231V230H18ZM18 231H17V233H18ZM192 231H194V230H192ZM203 231V230H202ZM211 231V232H212ZM227 231V230H226ZM5 232V231H4ZM209 232V231H208ZM219 232V231H218ZM2 233H3V231H2ZM8 233V232H7ZM15 234H16V232H14ZM186 233H187V231H186ZM213 233V232H212ZM221 233V232H220ZM223 233H225V232H223ZM4 234V233H3ZM3 234H2V236H3ZM11 234H12V231H11ZM131 235H132V233H130ZM13 235V234H12ZM22 235V234H21ZM205 235V234H204ZM207 235H210L209 233H207ZM206 235V236H207ZM215 235V233L212 235V236H214ZM224 235V234H223ZM1 236V237H2ZM19 235H16V237H18ZM211 236V235H210ZM219 235H218V233H216V237H218ZM15 237V238H16ZM174 237V236H173ZM187 237V236H186ZM209 237V236H208ZM239 237V236H238ZM20 238H21V236H20ZM183 238V237H182ZM204 238V237H203ZM218 238H220V237H218ZM217 238V239H218ZM223 238V237H222ZM232 238V237H231ZM236 238V237H235ZM17 239V238H16ZM16 239L14 240V242L16 241ZM188 239V238H187ZM210 239V238H209ZM221 239V238H220ZM225 239V237L223 238V240ZM1 238H0V242H1ZM6 240V239H5ZM26 240V239H25ZM134 240H136V239H134ZM174 239H172V241H173ZM198 240H199V238H198ZM205 240H207V239H205ZM212 240V239H211ZM225 240H227V238L225 239ZM230 240H232V239H230ZM10 241V240H9ZM214 242H216L215 241V237H214V240H213ZM220 241V240H219ZM17 242V241H16ZM202 242H204V239H203V241ZM217 242H218V240H217ZM216 242V243H217ZM231 242V241H230ZM18 243H21L20 241L18 242ZM201 243V242H200ZM199 243V244H200ZM212 243V242H211ZM216 243H215V245H216ZM221 243V242H220ZM13 244H15V243H13ZM24 244V243H23ZM28 244V243H27ZM183 244V243H182ZM202 244V243H201ZM223 245H221V247H220V249H219V251L221 250L222 251V249L226 246V244H224V243H222ZM229 244V243H228ZM230 244H232V243H230ZM5 245L7 246V244L5 243ZM10 245V244H9ZM20 245V244H19ZM204 245V244H203ZM211 245H213V244H211ZM200 246V245H199ZM198 246V247H199ZM207 246V245H206ZM205 246V247H206ZM210 246V245H209ZM217 246V245H216ZM1 247V246H0ZM15 247V246H14ZM33 247V246H32ZM201 247V246H200ZM204 247V246H203ZM204 247V248H205ZM4 248V247H3ZM209 248V247H208ZM5 249H6V247H5ZM15 249V248H14ZM215 249V248H214ZM213 249V250H214ZM227 249V248H226ZM231 248H229V250H230ZM7 250V249H6ZM20 250V249H19ZM173 250V249H172ZM211 250H212V248H211ZM217 250H218V248H217ZM1 251V250H0ZM14 251V250H13ZM35 251V250H34ZM202 251V250H201ZM208 251V250H207ZM225 251V250H224ZM224 251H222V252H224ZM5 252V251H4ZM7 252H9V254L11 255V252H10V249L9 250H7ZM15 252V251H14ZM205 252V251H204ZM213 252V251H212ZM211 252V253H212ZM216 252V251H215ZM214 252V253H215ZM221 252V253H222ZM189 253V252H188ZM201 253V252H200ZM208 253V252H207ZM16 254V253H15ZM199 254V253H198ZM197 254V255H198ZM209 254V253H208ZM218 254H219V252H218ZM225 254V253H224ZM228 254V253H227ZM227 254H226V256H227ZM2 255V254H1ZM4 255V254H3ZM2 255V256H3ZM6 255V254H5ZM22 255V254H21ZM186 255V254H185ZM196 255V254H195ZM195 255H193V256H195ZM202 255V254H201ZM214 255V254H213ZM241 255H240V257H241ZM7 256H8V254H7ZM12 256V255H11ZM17 256V255H16ZM172 256V255H171ZM207 256V255H206ZM219 256H220V254H219ZM221 256H223V255H221ZM225 256V257H226ZM3 257H5V256H3ZM3 257H1L0 256V258H2L3 259ZM214 257H215V255H214ZM239 257V258H240ZM263 257V258H262ZM5 258H7V257H5ZM11 258V257H10ZM13 258V257H12ZM190 258V257H189ZM200 258H201V256H200ZM199 258V259H200ZM204 258H205V256H204ZM210 258V257H209ZM242 258V257H241ZM253 258V259H252ZM173 259V258H172ZM201 259H203V258H201ZM207 259V258H206ZM211 259V258H210ZM212 259H213V257H212ZM217 259V258H216ZM221 259V258H220ZM223 259H225V258H223ZM231 259V258H230ZM244 259V258H243ZM20 260V259H19ZM205 260V259H204ZM7 261V260H6ZM5 261V262H6ZM9 261V260H8ZM14 261V260H13ZM17 261V260H16ZM201 261V260H200ZM217 261V260H216ZM235 260L234 259H231V263L230 264H232V263H234L235 264V262H234ZM241 261V260H240ZM239 261V262H240ZM244 261V260H243ZM18 262V261H17ZM209 262H211V260L209 261ZM225 262V261H224ZM251 262V261H250ZM2 263H3V261H2ZM15 263V262H14ZM206 263V262H205ZM212 263V262H211ZM254 263V262H253ZM253 263H251V264H253ZM4 264V263H3ZM11 264V263H10ZM19 264V263H18ZM21 264V263H20ZM192 264V263H191ZM218 264V263H217ZM224 264V263H223ZM242 264H244V263H242Z\"/></svg>","mask_w":264,"mask_h":264}]
</instances>
